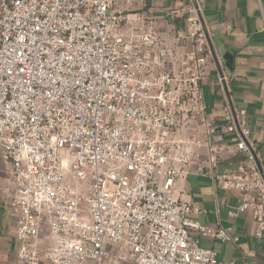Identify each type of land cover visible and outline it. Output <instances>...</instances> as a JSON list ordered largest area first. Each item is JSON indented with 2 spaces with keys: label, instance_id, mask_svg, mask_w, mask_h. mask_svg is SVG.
I'll return each mask as SVG.
<instances>
[{
  "label": "built area",
  "instance_id": "built-area-1",
  "mask_svg": "<svg viewBox=\"0 0 264 264\" xmlns=\"http://www.w3.org/2000/svg\"><path fill=\"white\" fill-rule=\"evenodd\" d=\"M166 2L156 14L153 0H0V155L11 165L0 196L21 264H233L194 236L235 243L233 229L200 223L174 195L201 147L197 172L237 193L228 214L250 212L264 242L261 149L200 1ZM208 63L219 120L203 97Z\"/></svg>",
  "mask_w": 264,
  "mask_h": 264
},
{
  "label": "crops",
  "instance_id": "crops-1",
  "mask_svg": "<svg viewBox=\"0 0 264 264\" xmlns=\"http://www.w3.org/2000/svg\"><path fill=\"white\" fill-rule=\"evenodd\" d=\"M166 1V0H164ZM201 17L209 30L216 56L220 59L229 79L233 105L245 111L248 122V138L260 147L264 166V0H199ZM149 11L162 14L167 2L153 0ZM164 13V12H163ZM170 26L181 29L173 22ZM215 65L210 63L202 83L203 97L209 117L219 120L225 100L215 86ZM202 157L193 161L186 174L177 179L174 195L182 201L193 203L198 212L193 216L202 224L231 227L239 240L221 242L194 234L203 246L213 247L218 259L233 264H264V242L254 235V221L250 212L230 216L228 211L237 203V193L216 187L213 178L199 173L196 167L205 166L206 148L199 149ZM229 166H236L237 155H230ZM227 156V159L229 158ZM207 171V169H205ZM195 172L200 179L212 184L213 195L201 197L191 194L187 177ZM19 241L14 225L0 199V264H21L17 257ZM38 264H49L42 258Z\"/></svg>",
  "mask_w": 264,
  "mask_h": 264
},
{
  "label": "rangeland",
  "instance_id": "rangeland-1",
  "mask_svg": "<svg viewBox=\"0 0 264 264\" xmlns=\"http://www.w3.org/2000/svg\"><path fill=\"white\" fill-rule=\"evenodd\" d=\"M163 2H164L163 4H165L166 1L163 0ZM167 9L168 8L166 6H164L162 11L165 12ZM209 64L210 63H208V66H209ZM208 66H207L206 76L208 73ZM10 172H11V165H10L9 161L4 156L0 155V184H3V183H5L6 185L8 184ZM187 181L191 187V194H198L201 197H205V196L211 197L213 195L212 184L210 185L207 182H205V179H200V177L195 172L188 174ZM215 185L217 188L220 189L218 184H215ZM220 190H222V189H220ZM0 199L2 202V199H3L2 196H0ZM2 206L4 208V211L7 213V215L10 218L8 206L6 204H3V202H2ZM192 217L194 219H196L193 215H192Z\"/></svg>",
  "mask_w": 264,
  "mask_h": 264
}]
</instances>
